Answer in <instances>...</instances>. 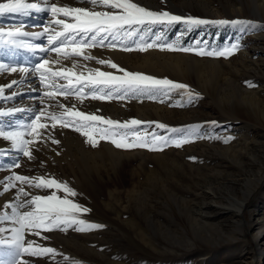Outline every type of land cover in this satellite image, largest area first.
Wrapping results in <instances>:
<instances>
[{
	"label": "rangeland",
	"instance_id": "374dc122",
	"mask_svg": "<svg viewBox=\"0 0 264 264\" xmlns=\"http://www.w3.org/2000/svg\"><path fill=\"white\" fill-rule=\"evenodd\" d=\"M173 2L182 9L178 12L181 16L208 20L250 21L258 27L245 30L244 25L208 24L189 30L183 24L170 25L166 28L156 26L151 30L144 29L139 35L121 38L123 44L133 47L132 51L101 47L103 49L100 51L101 54H94L93 62L72 56L66 59V65L63 67L57 63L55 57L57 53L47 54L43 59L49 60V65L52 66L50 67L55 71L71 70L77 75L87 76L88 69H99L122 75L107 65L96 62L99 59L111 60L131 72L186 84L193 92L199 94V98L189 102L187 94L183 90H177L167 96L158 95L155 99L129 96L125 99L93 100L91 97H84L81 102L76 96L71 95L67 99L57 96L55 101H46L44 105L51 103L55 111H60L58 104H64L67 107L75 105L77 110L120 122L137 119L144 122L139 129L141 135L154 133L173 138L187 137L188 142L179 148L170 144L163 151H149L142 148L123 149L131 154L127 168H123L122 158L115 163L106 153L105 148L108 146L117 149L113 144L108 141H99L96 147H92L85 142V137L71 128H63L65 133L59 131L61 127L57 123L55 129L45 133L43 139L34 142V146H30L32 159L25 157L21 151L15 159L0 156V215L5 213L11 215V208L5 205L16 203L14 197L21 186L20 182L15 181L17 188L9 187L7 192L4 191V187L9 184L14 174L29 177H54L58 181L67 182L78 194L75 200L90 209V212L82 218L103 226L85 232H77L71 228L66 232L57 229L41 232L39 237L26 234V239L34 240L44 247L53 248L55 254L38 257L25 255L18 259L27 260L29 264H222L219 256L226 247L220 243L216 244L217 248L208 258H205L198 249L185 250L187 246H184L183 242L187 240V237L184 221L188 219V214L193 212L189 201L194 200L200 178L206 172H212L217 167L221 169L223 164L231 162L225 157L221 148L238 147L253 138L260 124L264 125V113L261 112L264 111V19L260 18L259 12L253 13L257 18L246 16L243 9L239 8V0H173ZM196 3L200 6V10L193 8ZM204 3L208 4V8L203 7ZM58 4V6L85 7L97 11L110 10L99 5L94 6L88 0H61ZM153 4H158L169 12V6L165 0H153ZM209 12L210 15H208ZM67 19L70 21L69 18ZM141 35L149 41L172 43L177 48L191 47L194 51L149 48L141 52L135 50L134 44L139 42ZM108 42H111V38ZM232 43H239L240 47L228 58L196 54V51L202 49H222ZM1 48L5 50L4 46ZM12 50L14 53H22L18 46H14ZM89 50L88 48L84 51ZM107 50L119 54L111 55ZM26 61L29 64L32 63L30 59ZM57 83L70 86L68 81L62 79H59ZM72 84L75 85L74 78ZM47 89L54 91L51 88ZM243 90L255 93L256 102L250 104L248 101L245 102ZM32 97L45 98L46 96L40 91L23 96L24 100H30ZM255 105L260 112L253 111ZM227 109L252 111L257 114L254 115L256 123L251 125L253 120L248 126L240 123L239 120L243 119V114L238 115L237 120L218 121L220 111ZM24 114L19 111L0 115V129L30 130L28 126L34 114L31 116ZM47 123L50 126L52 121L48 119ZM158 123L166 125V129L157 128ZM171 129L179 131L172 132ZM26 138L31 139V137ZM53 139L58 140L59 143H53ZM16 162L20 167L14 166ZM115 170H119L120 183L116 181L117 179L115 185L109 183L105 189V195L100 198L101 204H104L103 208L108 211L109 219H105L102 205L100 212L93 204L88 186H91L98 177L101 180H107L113 176ZM262 179L264 186V173ZM23 187L29 193V196L23 199H30L31 195H47L51 191L29 188L28 185ZM260 192H262L261 186L257 188L249 202L250 206L257 208L259 215L255 213L250 215L245 212L242 217L241 232L237 231L234 225L235 218L229 214L212 221L213 225L217 222L224 224L225 235L235 232L240 238L234 245L235 252L230 250V253H223L224 260L237 261L236 247L245 243L248 248L254 250L252 264H260L255 253L257 246L253 240V233L257 231V226L252 225V221L256 217H261V213L264 212V193L260 194ZM58 194L63 195V193ZM112 221H116L118 226ZM2 226L11 227L12 225L9 221H5ZM186 227H189L188 222ZM122 229L128 233H124ZM216 229L212 228V231L222 233L221 230ZM262 232L264 234V227ZM129 237L137 238V241L141 237L149 239L164 253H157V256L150 258L132 245ZM219 240L221 238L217 236L213 242L216 243ZM7 251L8 249L0 248V258H10L3 255ZM65 257L68 259L65 260ZM148 260L151 262L149 263Z\"/></svg>",
	"mask_w": 264,
	"mask_h": 264
},
{
	"label": "snow or ice",
	"instance_id": "6c2138e0",
	"mask_svg": "<svg viewBox=\"0 0 264 264\" xmlns=\"http://www.w3.org/2000/svg\"><path fill=\"white\" fill-rule=\"evenodd\" d=\"M88 2L94 6L99 5L104 9L110 10L97 11L85 7L57 6L55 3H51L49 9L41 8L40 0H7V2H0V15L10 13L30 15L33 10H50L54 17L69 18L71 22L60 18L55 19V24L60 26L61 30L48 35L47 44L52 52L62 54L65 59L72 56H82L84 60L94 59V57L84 55V50L96 46L132 51L133 47L123 44L121 38L139 35L144 29L151 30L156 26L166 28L170 25L183 24L189 30L208 24L244 25L245 30L258 27L250 21L208 20L176 15L168 11L150 10L134 2V0H88ZM4 37H8V40H5ZM26 37L27 34L19 29L15 32H4L0 29V43H11L18 47H36L45 53L49 50V48L31 44ZM109 38H111V42H108ZM134 44L135 50L141 52L147 51L149 48L168 51H194L191 47L177 48L172 43L149 41L142 35L139 42H134ZM239 47V43H232L222 49H202L196 51V54L228 58ZM96 62L101 65H107L109 68L122 73V75H115L113 72L99 69H88L87 76L83 74L77 75L72 73L71 70L55 71L49 66V60L42 59L41 62L35 65V71L39 74L41 85L46 89H54V91H45L44 96L49 101H55L57 96L67 99L69 96L74 95L81 102L84 97H91L93 100L125 99L129 96L155 99L158 95L167 96L173 91L183 90L187 94L189 102L199 98V94L193 92L186 84L174 82L167 78L161 79L139 72H131L121 68L111 60L99 59ZM0 71H20L27 74L30 69L28 67L17 68L0 64ZM73 78L75 85L72 84ZM59 79L68 81L70 86L58 85L57 81ZM46 81L47 83H45ZM17 83V80H13L6 87L12 88ZM4 90V86H0V93H3ZM41 103L44 105L43 101ZM58 107L60 111L53 110L52 104L40 107L28 126L30 130L0 129V138L11 142V146L14 149L21 151L29 159L33 158L30 146H34V142L43 139L45 133L55 129L57 123L61 128H71L78 132L86 138L85 142L92 147H96L99 141H108L117 149L131 150L142 148L149 151H163L170 144L179 148L188 142L187 137L173 138L154 133L141 135L139 129L144 122L137 119L120 122L101 115L77 110L75 105L67 107L64 104H58ZM6 114L5 112H0V115ZM48 119L52 121L50 126L47 123ZM156 127L166 129L167 126L158 123ZM171 131L177 132L179 130L171 129ZM26 137H31V139ZM52 142L59 143L55 139ZM14 166L20 167L18 162ZM15 181H19L21 184L14 197L16 203L5 205V207L11 208V215L7 213L0 215V248L8 249L3 255L10 258H0V264H29L27 260L18 258L25 255L38 257L46 254H55L53 248L44 247L34 240L26 239V234L39 237L41 232H50L57 229L66 232L71 228L77 232H85L103 227L100 224L90 223L82 218L90 212V209L75 200L78 194L67 182L58 181L54 177H29L14 174L9 184L4 187V191L7 192L9 187L17 188ZM23 185H28L29 188L51 191L47 195H31L30 199H23V197L29 196ZM58 193H63V195L61 196ZM5 221H9L12 226H2ZM67 259L65 257V260Z\"/></svg>",
	"mask_w": 264,
	"mask_h": 264
},
{
	"label": "bare ground",
	"instance_id": "6f19581e",
	"mask_svg": "<svg viewBox=\"0 0 264 264\" xmlns=\"http://www.w3.org/2000/svg\"><path fill=\"white\" fill-rule=\"evenodd\" d=\"M59 1L61 0H40V7L50 9L51 3L58 4ZM165 1L169 6V12L171 11L172 14L178 15V12L182 10L173 2V0ZM0 2H7V0H0ZM134 2L140 4L141 6L149 8L150 10L166 11V9L162 6L158 4L154 5L153 0H134ZM197 3L193 8H197V10H200V6H198ZM64 4H66V2ZM203 5H205L203 7L208 8L207 3H204ZM239 8L243 9V13L246 16H254L257 18V16L254 14H257V12H259L260 18L264 19V0H239ZM238 9H236L237 12H239ZM210 14L211 13L209 12L208 15ZM57 18L65 19L62 16L54 17L50 10H33L31 11L30 15L11 13L4 14L0 15V29H2L4 32H15L17 31V29H19L20 31L27 34L26 39L31 44L49 48L47 44L48 35L54 34L56 30L60 28V26L55 24V19ZM65 20L67 22H71L67 18ZM59 30H61V28ZM4 39L8 40V37H4ZM3 46L5 47L4 51L1 48ZM14 46L16 45H13L11 43H0V64L17 68L28 67L30 71L27 74L20 71H0V86H4L5 88L4 92L0 93V112L13 114L20 111L21 113H25L31 116L32 114L37 112V110H39L40 105H42V101L44 102V104L46 101L48 102V98L32 97L30 98V100H24L25 98H23V96L33 94L34 91H40L43 93L44 91H50V89H46L43 85H41L39 74L35 71V65L41 62V60L47 54L52 53V51L49 48V50L45 53L41 52L39 48L36 47H19L21 48L22 53H14L12 50ZM89 49L90 50L87 52L84 51V55H90L94 58L95 55H98L100 51L103 50L100 46L91 47ZM107 52H109V54L111 55L116 56L117 54H119L118 52L110 50H107ZM55 57L58 61L57 63H59L61 67L66 65L67 61L63 58L62 54L57 53L55 54ZM27 59L32 60V63L29 64L26 61ZM90 61L93 62V59H90ZM13 80H17L18 83L12 88L6 87ZM242 93L245 98L244 101H248V104L256 102L255 93L248 92L247 90H243ZM227 110L220 111V116H218L217 118L219 119L218 121H224L226 119L237 120L239 117L238 115L243 114L244 117L242 120H239L240 123H244L243 125L246 126L250 125V121L252 120L254 122H252L251 125L256 123L255 116L257 114L252 113V111L244 109ZM253 111L260 112L257 105L253 107ZM261 112L264 113V111ZM59 131H63L65 133V130L63 128H59ZM2 141L4 140L0 138L1 157H9L11 159H15L19 156L18 154L20 153V151L14 149L11 146V143H5ZM105 149L112 162L116 163V160H120V158H122L124 160L122 166L123 168H127L129 164L128 158L131 154L127 153V151H124L123 149L117 150L113 146H108ZM221 151H223L225 157L230 159L231 162L223 164V168L221 169L217 167L212 172H206V174H204L203 177L200 178L201 180L197 182V193L193 198L194 200L189 201L190 203L188 202L189 204H191L192 208L190 209L193 212L189 214L187 213L189 217L184 221L185 234L187 237V240L183 242L184 246H187L185 247V250L198 249L202 252L201 254H203L205 258H208L212 255L213 251L217 248L216 244L220 243L226 247L222 250L223 253H230V250L235 249V243L240 240L238 234L235 232L225 235L226 231L224 230V224L217 222L216 225H213V220L215 221L218 217L229 214L233 218H235V228L237 229V231L241 232L243 225L242 217L245 212H248L250 215L253 213H255V215L257 216L259 215L257 208L254 206H250L249 202L259 186H261L262 190L260 194L264 193V186L262 182L264 173V125L260 124L258 126L253 134V138H251L250 140L243 142L236 148L234 146L222 147ZM119 177V170H115L113 176L108 178L107 180H101L100 177H98L96 181L94 180L91 183V186H88L93 204L96 205V208L100 212V209L102 207L105 219H109L108 211L106 208H103L104 204H101L100 198L105 195V189L107 188L109 183L115 185L117 183L116 181L119 180ZM112 222L114 225L118 226V223L116 221ZM187 222L189 223V227H186ZM252 225L257 226V231L253 233V240L255 241L257 246L255 253H257L260 264H264V234L262 232V227H264V212L261 213V217H256L252 221ZM119 227L123 228L120 225ZM212 228H217L218 231L221 230L223 234L217 231L213 232ZM123 232L125 233L127 231L124 230ZM217 236H219L221 240L214 243L213 240L216 239ZM136 239L137 238L134 239L132 237H129L130 243L136 246L142 253H145L148 257L152 258L153 256H157V253H164V251H161L157 246L149 241V239L147 240L143 237H141L139 241H137ZM241 244L242 245H240V247H236V254L238 255L237 261L230 259L224 260L223 257L225 256V254L223 255L222 253L219 256L220 262L222 264H252L254 260V250L252 248H248L245 243ZM233 252H235V250ZM148 262L150 263L151 260H148Z\"/></svg>",
	"mask_w": 264,
	"mask_h": 264
}]
</instances>
